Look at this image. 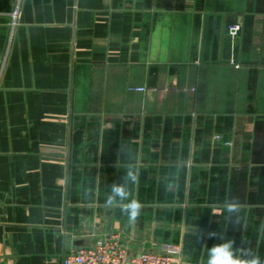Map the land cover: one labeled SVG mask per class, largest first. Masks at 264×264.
<instances>
[{"label": "crops", "instance_id": "0c3cea01", "mask_svg": "<svg viewBox=\"0 0 264 264\" xmlns=\"http://www.w3.org/2000/svg\"><path fill=\"white\" fill-rule=\"evenodd\" d=\"M130 170L135 222L105 207ZM104 237L264 260V0H0V264Z\"/></svg>", "mask_w": 264, "mask_h": 264}, {"label": "built area", "instance_id": "2783aa9c", "mask_svg": "<svg viewBox=\"0 0 264 264\" xmlns=\"http://www.w3.org/2000/svg\"><path fill=\"white\" fill-rule=\"evenodd\" d=\"M16 16V13L14 14ZM243 25L240 22L229 25L227 34L230 38V63L238 67L235 58L237 40ZM140 91L146 89L141 88ZM61 264H185L182 247L167 245L158 251H144L132 254L118 237H104L91 248H80L65 252Z\"/></svg>", "mask_w": 264, "mask_h": 264}, {"label": "clouds", "instance_id": "9594fccd", "mask_svg": "<svg viewBox=\"0 0 264 264\" xmlns=\"http://www.w3.org/2000/svg\"><path fill=\"white\" fill-rule=\"evenodd\" d=\"M138 173L128 171L124 176L123 183H113L105 200V207L120 208L122 214L127 215L130 222H135L142 210L140 202L132 198L128 188L129 183H135ZM225 212L231 217L236 216L234 223H239L238 213L240 206L236 202H228L224 206ZM206 264H264V260L251 249L237 251L234 241L226 240L208 248Z\"/></svg>", "mask_w": 264, "mask_h": 264}]
</instances>
